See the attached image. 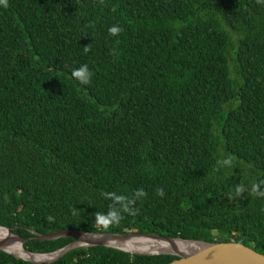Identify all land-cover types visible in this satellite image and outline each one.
Returning a JSON list of instances; mask_svg holds the SVG:
<instances>
[{
    "label": "trees",
    "instance_id": "16d2710c",
    "mask_svg": "<svg viewBox=\"0 0 264 264\" xmlns=\"http://www.w3.org/2000/svg\"><path fill=\"white\" fill-rule=\"evenodd\" d=\"M114 25L123 29L117 36ZM83 65L92 72L86 85L72 76ZM110 192L139 211L105 228L94 214L119 208L102 195ZM260 192L264 0L0 6V228L26 241L32 233L150 234L264 256ZM73 242L23 249L49 255ZM175 260L92 247L51 264ZM0 264L31 263L0 251Z\"/></svg>",
    "mask_w": 264,
    "mask_h": 264
},
{
    "label": "water",
    "instance_id": "95a60500",
    "mask_svg": "<svg viewBox=\"0 0 264 264\" xmlns=\"http://www.w3.org/2000/svg\"><path fill=\"white\" fill-rule=\"evenodd\" d=\"M3 229V228H0ZM7 231L11 236H13L14 240L21 244L23 249V245L26 242H50L56 241L59 239H73L74 242L61 250L49 254V255H33L29 254L25 251L28 256H54V258L49 262H31L23 258H19L11 253L6 252L3 250V246L0 244V251L9 255L16 257L19 260L31 263V264H51L58 261L68 252L79 249V248H92V247H104L110 248L117 251H121L123 253H127L129 255L135 256H172L177 258V260L173 261L170 264H264V256L254 252L253 250L242 246L236 243H227V244H205L201 242H194V241H183L180 239H169L157 235H150V234H126V235H90V234H81L76 232H60L57 234L49 235V236H39L35 233L33 235L37 236L36 239L31 240H23L11 233V230L3 229ZM98 237V241H88L86 242L83 247L78 246V239L80 237ZM128 238H144L156 242H182L187 243L194 246L196 249L192 251H187L183 253L178 252H169V253H154V254H144V253H131L128 251H124L122 249L113 248L108 246L105 242H118Z\"/></svg>",
    "mask_w": 264,
    "mask_h": 264
},
{
    "label": "bare ground",
    "instance_id": "6f19581e",
    "mask_svg": "<svg viewBox=\"0 0 264 264\" xmlns=\"http://www.w3.org/2000/svg\"><path fill=\"white\" fill-rule=\"evenodd\" d=\"M98 237H80L78 239V246H82L88 241H98ZM108 246L113 248L122 249L131 253H169L178 252L183 253L187 251L195 250L196 248L190 244L182 242H156L144 238H128L118 242H105ZM0 244L3 246V250L11 253L19 258L26 259L31 262H49L54 256H28L22 249L21 244L16 242L7 231L0 229Z\"/></svg>",
    "mask_w": 264,
    "mask_h": 264
},
{
    "label": "clouds",
    "instance_id": "9594fccd",
    "mask_svg": "<svg viewBox=\"0 0 264 264\" xmlns=\"http://www.w3.org/2000/svg\"><path fill=\"white\" fill-rule=\"evenodd\" d=\"M260 2V0H258ZM0 6H3L5 8L8 7V0H0ZM123 31L122 28L119 26H112L109 28V34L113 36L119 35ZM86 52L90 51V45L88 47H85L84 49ZM72 76L79 81L80 84H89L91 81L92 77V72L88 69L87 65H83L78 69H75L72 72ZM231 159V158H230ZM229 160L223 161L224 164H229ZM259 189V185H253L252 191L256 193ZM245 189L243 186H238L236 188V193L240 194L244 191ZM164 191L163 189H158L157 190V195L163 197L164 196ZM105 199H111L114 202V205H119V208L110 206L109 211L107 213H95V221L97 224L107 228L111 225L118 224L122 219L123 216L121 215V212L128 213L130 215H137L138 214V209L133 210L132 205L134 204V199L129 198L125 195H118L115 192H110V193H103ZM136 197H142L145 196L146 193L143 190L137 191L135 194ZM259 195L264 196V192H260ZM73 214H76V210L73 209ZM48 219L51 221L53 217H48Z\"/></svg>",
    "mask_w": 264,
    "mask_h": 264
}]
</instances>
